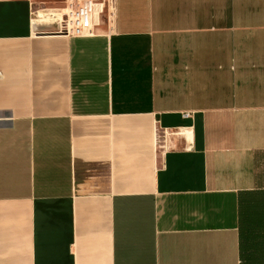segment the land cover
<instances>
[{
    "label": "crops",
    "instance_id": "1",
    "mask_svg": "<svg viewBox=\"0 0 264 264\" xmlns=\"http://www.w3.org/2000/svg\"><path fill=\"white\" fill-rule=\"evenodd\" d=\"M62 5L0 0V264H264V0H117L91 38Z\"/></svg>",
    "mask_w": 264,
    "mask_h": 264
},
{
    "label": "built area",
    "instance_id": "2",
    "mask_svg": "<svg viewBox=\"0 0 264 264\" xmlns=\"http://www.w3.org/2000/svg\"><path fill=\"white\" fill-rule=\"evenodd\" d=\"M40 12L50 19L59 17L53 24H56L62 35L68 38H91L101 27L103 18L107 29L111 31L117 0H63L62 8H46Z\"/></svg>",
    "mask_w": 264,
    "mask_h": 264
},
{
    "label": "rangeland",
    "instance_id": "3",
    "mask_svg": "<svg viewBox=\"0 0 264 264\" xmlns=\"http://www.w3.org/2000/svg\"><path fill=\"white\" fill-rule=\"evenodd\" d=\"M62 6H63V5H62ZM40 13H41V12H40ZM42 14H43V13H42ZM102 22H103V23H102L101 27H104V26L107 27V23L105 22V19H104V18L102 19Z\"/></svg>",
    "mask_w": 264,
    "mask_h": 264
},
{
    "label": "bare ground",
    "instance_id": "4",
    "mask_svg": "<svg viewBox=\"0 0 264 264\" xmlns=\"http://www.w3.org/2000/svg\"><path fill=\"white\" fill-rule=\"evenodd\" d=\"M59 18L58 17H56L54 20H58ZM55 22V21H54Z\"/></svg>",
    "mask_w": 264,
    "mask_h": 264
}]
</instances>
